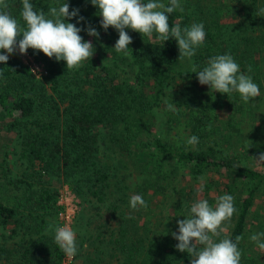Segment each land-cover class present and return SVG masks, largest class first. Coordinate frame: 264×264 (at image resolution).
<instances>
[{
  "label": "trees",
  "instance_id": "1",
  "mask_svg": "<svg viewBox=\"0 0 264 264\" xmlns=\"http://www.w3.org/2000/svg\"><path fill=\"white\" fill-rule=\"evenodd\" d=\"M30 2L46 12L48 6L65 0ZM66 2L70 12L79 10L67 22L82 29L79 35L85 41L91 18L102 19L99 10L90 0ZM223 2L195 0L190 5L180 0L184 11L168 14L169 25L183 29L204 24L205 41L191 58L198 70L215 55L231 54L260 87L264 0L237 1L233 14L238 23L233 26L223 19ZM7 3V11L20 19L22 0ZM79 17L84 19L78 23ZM125 31L132 37L133 55L117 53L115 44H105L101 62L91 58L73 71H67L65 61L28 49L36 62H46L45 80L21 63L17 51L6 63L0 62V113L9 131L17 132L16 154L26 165L20 176L14 175L8 152L0 155V229L8 234L0 245V264H64L66 255L54 242V232L48 231L59 213V193L48 180L51 176L63 178L81 200L83 234L75 256L80 264H191L189 254L176 249L178 241L171 233L178 234L177 221L185 218L182 215L192 203L206 199L215 205L224 194L234 197L237 212L221 238L227 235L235 241L242 236L238 245L242 251L256 199L264 188V170L244 164L240 157L246 148L264 153V141L247 145L240 134L248 107L238 93L210 95L191 65L184 70L188 59L178 60L174 39L150 40L131 29ZM113 36L116 43L115 29ZM171 89L182 96L173 103L185 111L190 137L199 138L187 150L165 142L144 120L164 103ZM169 162L189 169L198 182L215 172L227 180L225 190L211 196L219 184L206 183L204 197L199 198V189L180 187L178 167L160 175L158 165ZM136 171L140 176L135 177ZM134 194L143 197L146 208L129 207ZM161 196L168 216L150 219L159 202L154 201ZM253 253L242 264H264V250Z\"/></svg>",
  "mask_w": 264,
  "mask_h": 264
},
{
  "label": "clouds",
  "instance_id": "2",
  "mask_svg": "<svg viewBox=\"0 0 264 264\" xmlns=\"http://www.w3.org/2000/svg\"><path fill=\"white\" fill-rule=\"evenodd\" d=\"M90 3L99 10L97 15L102 17L101 27L105 31L109 27L117 30L119 38L114 50L125 56L133 55L132 50L129 51L132 37L125 29L138 32L143 38L148 37L150 40L155 38L165 42L174 39L177 42L180 61L187 58L191 62L196 49L203 45L206 38L203 23H193L183 29L179 24L170 27L168 14L176 10L184 11L180 0H168L167 5L162 0H90ZM8 8L7 0H0V52L6 53L0 54V62L6 63L17 49L22 55L26 54L28 49H33L50 59L55 57L56 61H65L67 71H73L93 57V44L84 41L79 35L82 29L67 22L77 17L79 10L73 9L70 12L66 0L59 6H48L46 12L35 8L30 0H22L20 19L12 16L7 11ZM260 12L264 13V8H261ZM83 19L79 17L77 22ZM86 31L89 36L99 37V33L91 26ZM21 36L22 39H18ZM251 71L252 67L249 65L248 72ZM191 72L196 73L201 85L209 87L210 95L215 92L227 96L238 93L240 99L247 104L261 94L259 86L253 82L250 75L241 71L240 65L231 54L211 57L202 70L192 64ZM165 104L168 111H175L174 103L165 100ZM198 143L199 138L195 135L186 141L187 145L193 147ZM256 160L264 162V153ZM199 191H203V184ZM129 207L138 210L146 208L147 203L141 195L134 194L130 197ZM236 212L234 197L230 194L219 196L215 205L206 199L192 203L187 214L182 215L185 218L177 221L178 234L171 233L178 241L176 249L187 252L191 264H241L242 253L238 245L242 236L237 235L235 241L227 235L221 238L222 234L227 233L226 224L231 222ZM48 231L54 232V242L67 257L76 256V232L72 227L67 224H50ZM250 240L260 250H264V232L253 234Z\"/></svg>",
  "mask_w": 264,
  "mask_h": 264
},
{
  "label": "rangeland",
  "instance_id": "3",
  "mask_svg": "<svg viewBox=\"0 0 264 264\" xmlns=\"http://www.w3.org/2000/svg\"><path fill=\"white\" fill-rule=\"evenodd\" d=\"M182 1H188L191 5V1L195 0H182ZM205 1V0H202ZM207 1V0H206ZM237 1H246V0H224V8H225V15H224V21L229 22L230 26H233V24L238 23L237 19H234L233 14V8L238 5ZM89 2V1H88ZM101 18L98 19L95 17L91 18L90 23L88 24L87 28L91 26L92 28H95L96 31L99 33V37H93L89 36L86 32V40L93 44L94 46V55L92 58L98 59L100 62L102 58L105 56L103 53V45H109V44H115L114 42V36H113V30L114 28L109 27L107 31H105L100 24ZM27 52L33 56L28 50ZM18 58L21 61L22 64L23 61L21 59V54L19 53V50L17 49ZM34 57V56H33ZM90 60V59H89ZM89 60L84 61L82 63V66H84ZM37 63L43 64L45 68L47 69V64L44 61H38ZM187 66L184 68V70H187L189 68V65H191V62L187 61ZM25 65V64H24ZM26 66V65H25ZM81 66V67H82ZM27 67V66H26ZM131 76V75H127ZM46 77H44V80ZM257 84V83H256ZM260 88V96L254 98L249 103H245V105L248 107V113L246 118L243 120L245 121L242 124V131L241 135L245 136L247 142H249L247 145L254 144V143H263L264 141V83L259 87ZM182 97L180 95V92L174 89H171L169 91V96L165 98L169 103H173L174 99H178ZM164 103L153 113H151L148 117H146L144 120L145 122L149 123L153 133L157 134L160 138H162L165 142H170L175 148L183 149L186 148L189 149L191 145H187L186 141L190 137L189 129L187 128L186 119H185V111L182 109H179L175 106V111H168L167 105ZM255 117V118H254ZM9 127L6 126L5 121L3 120L2 114L0 113V155L3 154L4 151L8 152L9 154V160L12 164V169L14 171V175L20 176L26 169V165L23 164V162L20 160V157L18 154H16L17 150V143H18V134L17 132L9 131ZM264 146V143L261 144ZM239 147V146H238ZM261 150H250L249 148H246L241 155V159H243L244 164L249 165L253 168H256L258 170H264V162L257 161L256 159L259 158L261 153H256ZM250 152V153H247ZM264 152V150H263ZM112 155H110L108 158H110V161L112 160ZM255 158V159H254ZM157 162V160H155ZM154 167L153 164L151 166ZM175 167H178V172L176 175V181L179 182L180 187H186V188H201V184H203V188L205 187L206 183H210L213 186L215 183H218V188H213L211 196H214L215 194L224 191V185L227 182V180H224V177L220 176L219 174L215 172H211L202 179H199V182L196 181L197 179L193 178V176L190 174L189 169H185V167L177 165L175 162H169L168 165H158L156 168L157 170H160V175L165 174L166 172H173V169ZM135 177L140 176V173L136 171L134 173ZM134 177V179H135ZM48 180L51 182L53 187L58 191V201L57 206L59 208V212L61 209L68 208V210L71 211L73 214V218L71 222H66L64 220H61L59 216H57L56 220L53 222V226H64L69 225L73 228V230L76 232V240L77 245L82 241L81 235L83 225V221L80 219L82 212H81V200L78 198L75 191L71 188L70 184L66 182L63 178L57 177V176H51L48 178ZM197 182V183H196ZM204 197V192L200 191L199 198ZM158 202V206L152 207V211L150 212L152 215L149 217L150 219L153 218V220H157L159 217H166L168 216V212L166 210V207H163L164 204V197H159L158 199H155V203ZM55 223V225H54ZM259 232H264V188L259 193V196L256 199V203L254 206V209L252 211L249 225L247 229V237L245 238L243 242V249L241 251V264L247 258L248 256H251L253 251L257 253V245L250 240V237ZM228 234V231L227 233ZM8 234L5 233L4 230L0 229V245L5 242L6 236ZM88 245V243L86 244ZM78 253V251H77ZM81 259L78 258H69L66 256L64 264H80Z\"/></svg>",
  "mask_w": 264,
  "mask_h": 264
},
{
  "label": "built area",
  "instance_id": "4",
  "mask_svg": "<svg viewBox=\"0 0 264 264\" xmlns=\"http://www.w3.org/2000/svg\"><path fill=\"white\" fill-rule=\"evenodd\" d=\"M21 59L23 63L39 78H44L48 75V71L43 64L37 63L33 56H31L28 52L26 54H21ZM58 216L61 220L66 222H71L73 218V214L68 208H64L60 210Z\"/></svg>",
  "mask_w": 264,
  "mask_h": 264
}]
</instances>
